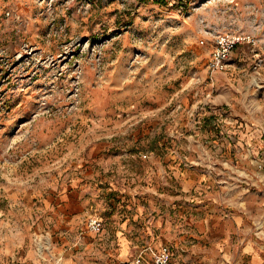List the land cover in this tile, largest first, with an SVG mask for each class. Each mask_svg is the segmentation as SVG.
Listing matches in <instances>:
<instances>
[{
  "label": "rangeland",
  "instance_id": "obj_1",
  "mask_svg": "<svg viewBox=\"0 0 264 264\" xmlns=\"http://www.w3.org/2000/svg\"><path fill=\"white\" fill-rule=\"evenodd\" d=\"M162 243L264 264V0H0V264Z\"/></svg>",
  "mask_w": 264,
  "mask_h": 264
},
{
  "label": "built area",
  "instance_id": "obj_2",
  "mask_svg": "<svg viewBox=\"0 0 264 264\" xmlns=\"http://www.w3.org/2000/svg\"><path fill=\"white\" fill-rule=\"evenodd\" d=\"M212 39V49L210 60L208 63L211 72L226 70L230 56L237 46L243 44L255 45V39L250 34L223 32L218 33ZM204 40H202V44ZM88 229L98 233L103 229V220L97 215H93L88 219ZM151 249L153 252V264H175L173 253L167 245H162L158 250H153L151 247H146L139 251L138 254L129 261L121 262L120 264H145V252Z\"/></svg>",
  "mask_w": 264,
  "mask_h": 264
},
{
  "label": "crops",
  "instance_id": "obj_3",
  "mask_svg": "<svg viewBox=\"0 0 264 264\" xmlns=\"http://www.w3.org/2000/svg\"><path fill=\"white\" fill-rule=\"evenodd\" d=\"M128 242V241H127ZM162 245H166V244H163L162 243ZM161 245V246H162ZM128 251H129V243H128V248H127V246L126 245H124V246H122V248H120V255H121V258H124L125 256H126V254L128 253ZM139 252V251H138ZM137 252V253H138ZM136 256V255H135ZM134 256V257H135ZM133 257V258H134ZM133 258H131V259H133ZM131 259H129V260H131ZM129 260H127V261H129ZM150 260L152 261V257H150V258H148V256L146 255V253H145V264H149L150 263Z\"/></svg>",
  "mask_w": 264,
  "mask_h": 264
}]
</instances>
